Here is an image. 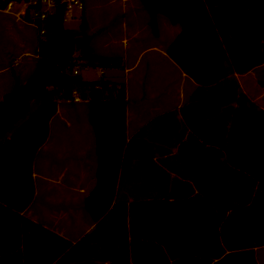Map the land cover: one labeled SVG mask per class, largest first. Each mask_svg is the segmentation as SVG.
Here are the masks:
<instances>
[{"label":"trees","instance_id":"obj_1","mask_svg":"<svg viewBox=\"0 0 264 264\" xmlns=\"http://www.w3.org/2000/svg\"><path fill=\"white\" fill-rule=\"evenodd\" d=\"M11 1L32 0H0V9ZM56 1L45 33L38 28L34 71L24 83L15 76L0 99V264H258L264 108L236 74L264 63V0H141L155 36L160 15L180 26L167 54L198 84L174 141L145 128L128 139L125 83L72 71L76 57L104 69L123 68V60L97 54L84 14L73 30ZM41 6L30 4L26 20ZM74 89L88 101L98 158L84 199L95 226L75 243L23 213L35 197L34 162L51 119ZM136 158L147 170L142 178L128 177ZM130 182L134 189L124 192Z\"/></svg>","mask_w":264,"mask_h":264},{"label":"crops","instance_id":"obj_2","mask_svg":"<svg viewBox=\"0 0 264 264\" xmlns=\"http://www.w3.org/2000/svg\"><path fill=\"white\" fill-rule=\"evenodd\" d=\"M80 14L81 17L84 14L87 19V32L91 36V45L95 52L100 55L120 57L123 60V68L107 69L122 70L124 80L104 77L107 69H104L103 77L117 83H125L128 139L145 128L150 134L164 135L174 141L177 132L185 128L181 108L189 102L191 95L198 87V84L167 54L168 46L181 31L180 26L171 23L166 16L160 15V33L159 36H155L149 26V13L141 0H85V9ZM74 16L76 17L75 12ZM20 19L21 15L18 13L0 9V35L3 33L8 37V42L13 43L9 44L4 41L3 45L0 44V99L13 88L15 83L14 75L9 73L10 67L22 70V64H29L27 60L20 63L24 56H28L26 53H30V43L23 45L24 41L20 34V28L23 25ZM11 36L14 41L10 40ZM35 50L37 52V39L33 40L35 63L30 73L22 81L19 79L22 83L36 67L38 55ZM5 51L8 55H14L15 61L11 62L10 59H6ZM236 76L244 92L264 108V63L245 74H236ZM16 77L19 78L18 75ZM61 109H80L85 117L84 122L77 125L79 130L77 147H69L72 150L70 156H65L62 160L65 163L67 176L76 179L72 190L79 195L78 201L83 207L84 199L96 185L98 158L96 137L89 122L88 101L83 99L71 105L62 104L59 101L58 111L50 122L49 138L38 151V160L40 159L39 165L37 163L38 167L35 165L36 161L34 162L35 197L23 213L75 243L95 226V222L86 212L85 207L84 214L72 217L68 205L69 200H67L66 206H60L55 213L49 212L52 208L50 200L53 199L50 198L49 191L55 186L50 183V180L61 176L59 173L62 170L57 165V158L64 156L63 144L52 140L51 135L53 119L60 116V120H65ZM63 124L68 125V123H61L60 129L63 128ZM172 150L173 153L169 154L171 156L178 149L174 147ZM166 157L168 156H155L153 161L159 162ZM148 160L152 163L150 158ZM141 161L143 159L132 160L128 177L142 178L146 174L147 170L139 165ZM150 169L161 171L160 167L154 165ZM175 175L171 172V176ZM40 182L44 184L43 187L39 186ZM56 185L60 186L57 183ZM138 185L140 186L141 183L139 182ZM133 189L131 182L123 187L124 192H131ZM263 248L264 246L255 248L258 264H261L258 252Z\"/></svg>","mask_w":264,"mask_h":264},{"label":"rangeland","instance_id":"obj_3","mask_svg":"<svg viewBox=\"0 0 264 264\" xmlns=\"http://www.w3.org/2000/svg\"><path fill=\"white\" fill-rule=\"evenodd\" d=\"M19 3V2H18ZM14 4V6L11 8L10 12L11 13H18L22 8H24L26 5H22V3L20 2V4ZM5 10V9H4ZM9 11V10H7ZM75 13H76V17L75 18H71L68 21H66L65 25L73 30H79L80 27V23L82 20L81 14L79 9H75ZM20 21L22 22V28H20V34H21V38L22 41H24L23 45L27 43H30V53H26V55L28 56H24L22 60H20V63H23L25 60H27V62L29 64H22V70H19V68L16 69V67H10L9 69V73L15 76H19V79L22 81V79H24L32 70L33 68V64L34 62V58H33V40L37 39L38 41V35H39V31L38 28L30 23L28 20H26L25 15H21V19ZM1 37V41L0 44L3 45V42L6 41V43L8 42V37H6V35H3V33L0 35ZM14 38L11 36L10 40H13ZM26 42V43H25ZM9 44H13L12 42H8ZM36 52V50H35ZM6 53V51H5ZM14 55H8V53H6L5 58L6 59H10L11 62L15 61L16 57H13ZM30 57V58H29ZM120 58V57H119ZM38 60V58H37ZM30 65V66H29ZM24 67V68H23ZM26 67V69H25ZM101 67L99 66H82V70H81V74L82 77L85 80L91 81V80H96L100 78V71H101ZM106 70V69H105ZM17 74V75H16ZM13 77V78H14ZM104 77H109V78H113V79H117V80H124V72L122 70H111V69H107L106 73L104 75ZM15 81V79H14ZM62 104L66 103L68 105H71L75 102H70L66 99H61L60 100ZM70 102V103H69ZM35 107V105L33 106ZM61 113L63 114V116L65 117V120H60V116H56L53 121H52V128H51V135H52V140L55 141H60L63 144V154L64 156H61L59 158H57L58 162L57 165H59V168L62 170V172L59 173V175L61 176H56L55 178H52L50 181V183H53L55 186H53V190L49 191L50 192V206L52 207L49 212L50 213H55L58 211V209H60V206H66L67 205V200H69L68 205H69V210L71 213L72 217H77L78 215H81L82 213H85L84 207L82 206L81 202L78 201V197L79 195L77 193H74L72 190V187L76 184V179L74 177H70L67 176V171L65 168V163L63 160V158L66 156H70L72 150L69 149V147H73L76 148L78 141H77V133L79 132L78 130V124H82L85 120L84 114L82 113V111L80 109H61L60 110ZM61 123H68V125L63 124V128L60 129V124ZM73 153V152H72ZM39 154L36 157V162L35 165L37 166V163L39 165V161L38 160ZM66 171V172H65ZM57 184H59L60 186L58 187ZM40 187H43L44 184H42L41 182L39 183ZM259 258L261 261V264H264V248L261 249L259 252Z\"/></svg>","mask_w":264,"mask_h":264},{"label":"built area","instance_id":"obj_4","mask_svg":"<svg viewBox=\"0 0 264 264\" xmlns=\"http://www.w3.org/2000/svg\"><path fill=\"white\" fill-rule=\"evenodd\" d=\"M41 1V8L40 9H31L30 15H29V22L34 24L37 28H40V33H45V28L41 25L48 19V17L54 12L55 7L57 5L56 0H40ZM63 3L66 5V13H65V21H68L71 18H74V12L75 9H79L80 13H83L85 9V0H62ZM18 2L11 1L8 3L5 10H11V8ZM22 5H26L24 8H22L18 14L19 15H25L27 11V7L30 4L37 3V0H32L30 2H21ZM41 26V27H40ZM86 61L83 59L75 58L74 59V66H73V73L74 74H81L82 66L84 67L86 65ZM105 73L104 68L100 71V77H103V74ZM71 101L73 102H81L83 101V98L81 97L79 91L77 89L73 90V96Z\"/></svg>","mask_w":264,"mask_h":264}]
</instances>
